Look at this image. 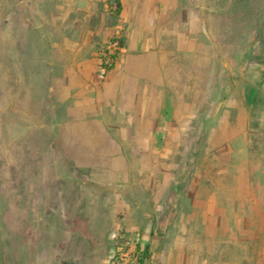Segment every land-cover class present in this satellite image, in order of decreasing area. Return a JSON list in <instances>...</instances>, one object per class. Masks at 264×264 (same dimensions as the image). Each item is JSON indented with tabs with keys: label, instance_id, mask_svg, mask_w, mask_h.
Masks as SVG:
<instances>
[{
	"label": "rangeland",
	"instance_id": "obj_1",
	"mask_svg": "<svg viewBox=\"0 0 264 264\" xmlns=\"http://www.w3.org/2000/svg\"><path fill=\"white\" fill-rule=\"evenodd\" d=\"M123 1L127 16L139 9L140 21L150 7L168 12L175 34L191 32L204 41L207 57L216 50L231 55L249 40L264 38V0ZM115 8L113 0H0V264H186L178 251L191 255L193 264H262L264 239L234 243L240 224L224 199L233 192L219 191L220 202L228 205L218 210L225 212L223 236L201 237L185 222L184 183L192 176L186 172L199 170L200 152L214 151L200 142L198 124L204 120L208 129L216 118L212 110L184 111L183 74H175L171 88L175 110H167V104L158 113L144 110L143 126L126 128L122 145L132 168L127 182L90 184L82 172L73 184L65 174L57 178L66 183L53 181L57 168L60 173L64 168L61 160L49 158L56 127L46 124L56 117L46 63L54 62L62 40L85 35L104 18L103 30L124 39V25L112 15ZM182 58L176 53L180 73ZM191 83V100L201 108L213 104L212 92L199 94L198 79ZM151 118H158V125H147ZM215 178L212 183L228 187L234 181L232 175ZM241 209L255 220L264 208ZM151 223L166 235L145 250L153 238H146L144 227Z\"/></svg>",
	"mask_w": 264,
	"mask_h": 264
},
{
	"label": "crops",
	"instance_id": "obj_2",
	"mask_svg": "<svg viewBox=\"0 0 264 264\" xmlns=\"http://www.w3.org/2000/svg\"><path fill=\"white\" fill-rule=\"evenodd\" d=\"M120 3L118 21L124 25V43L112 70L103 79L98 74V48L111 37V30H103L105 18L87 27L85 35L62 40L54 62L46 63V74L53 83L48 91L56 117L53 124H46L56 127V140L49 141V158L61 160L65 172L57 168L53 181L56 184L60 180L57 176L65 174L73 184V177L75 180L82 172L84 182L90 184L127 182L132 168L122 145L128 137L126 128L142 127L144 110L158 113L165 104L167 110H175L171 88L175 74H183L182 95L188 96L183 100L184 111L212 110L216 118L208 129L206 121L198 124L200 142L214 151L200 152L195 166L199 170L192 167L193 173L186 172L192 176L184 183L189 207L185 222L201 237L223 236L225 212L218 210L228 205L220 202L219 191L229 190L232 195L224 199L236 209L234 221L240 224L234 243L252 245L256 238L263 240L264 209L254 220L241 207L264 208V38L260 42L249 40L242 50L231 55L216 50L215 55L207 57L204 41L191 32L186 36L175 34L174 17H169L168 12L162 14L150 7L140 21L139 9L127 16L124 1ZM176 53L183 56L182 73L176 69ZM196 78L198 93L212 92L213 104L201 108L191 100L190 95L195 93L191 80ZM158 123V118H151L147 125ZM211 174L214 178L232 175L234 181L230 187L212 183ZM59 197L61 200L62 194ZM255 221L257 230L253 232ZM144 228L146 238H153L147 244L150 248L166 235L161 230L157 233L152 223ZM178 253L180 262L194 263L191 255L187 258L185 253ZM259 253L264 264V245ZM169 256L168 253L167 262Z\"/></svg>",
	"mask_w": 264,
	"mask_h": 264
},
{
	"label": "built area",
	"instance_id": "obj_3",
	"mask_svg": "<svg viewBox=\"0 0 264 264\" xmlns=\"http://www.w3.org/2000/svg\"><path fill=\"white\" fill-rule=\"evenodd\" d=\"M122 45L120 44V37L115 36L106 47L99 53L98 57V74L103 79L112 69V57L120 53Z\"/></svg>",
	"mask_w": 264,
	"mask_h": 264
},
{
	"label": "trees",
	"instance_id": "obj_4",
	"mask_svg": "<svg viewBox=\"0 0 264 264\" xmlns=\"http://www.w3.org/2000/svg\"><path fill=\"white\" fill-rule=\"evenodd\" d=\"M115 3H116V8H115V10H113L112 11V15L114 16V17H117L118 15H119V13H120V11H121V3H120V0H113ZM113 40V38L112 37H110L109 39H108V41L110 42V41H112ZM123 38H121L120 39V44L123 46ZM116 58H117V55H114L113 57H112V63H111V69L113 68V66H114V63H115V60H116ZM148 248H147V246H145V250H147Z\"/></svg>",
	"mask_w": 264,
	"mask_h": 264
}]
</instances>
